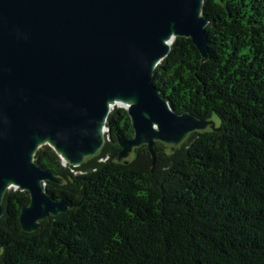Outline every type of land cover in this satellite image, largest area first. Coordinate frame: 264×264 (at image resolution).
<instances>
[{"label":"trees","instance_id":"trees-1","mask_svg":"<svg viewBox=\"0 0 264 264\" xmlns=\"http://www.w3.org/2000/svg\"><path fill=\"white\" fill-rule=\"evenodd\" d=\"M201 14L207 60L177 37L152 76L175 112L213 125L117 161L133 130L115 107L80 167L42 146L35 163L62 179L45 190L68 209L25 232L29 197L6 191L0 264H264V0H203Z\"/></svg>","mask_w":264,"mask_h":264},{"label":"water","instance_id":"water-1","mask_svg":"<svg viewBox=\"0 0 264 264\" xmlns=\"http://www.w3.org/2000/svg\"><path fill=\"white\" fill-rule=\"evenodd\" d=\"M203 0H0V217L9 189L27 193L19 225L64 213L47 182L62 179L34 161L50 147L78 168L104 144L106 121L123 108L133 136L117 138V161L160 142L178 146L212 121L175 112L153 71L177 37L208 58ZM126 162V161H125Z\"/></svg>","mask_w":264,"mask_h":264},{"label":"rangeland","instance_id":"rangeland-1","mask_svg":"<svg viewBox=\"0 0 264 264\" xmlns=\"http://www.w3.org/2000/svg\"><path fill=\"white\" fill-rule=\"evenodd\" d=\"M98 155H99V152H97L94 156L84 158L82 164L86 163L87 160H90V159H92V158H96ZM128 158H131V154L129 155ZM128 158H127V160H128ZM101 160H102V159H98L97 161L100 162ZM62 163H63V162H62ZM63 164H64V163H63ZM82 164H81V165H82ZM64 165H65V164H64ZM81 165H80V166H81ZM83 172H85V171H80L79 173H83Z\"/></svg>","mask_w":264,"mask_h":264}]
</instances>
